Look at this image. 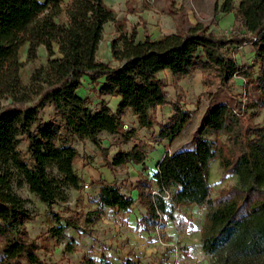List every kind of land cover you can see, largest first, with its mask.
Here are the masks:
<instances>
[{
	"label": "trees",
	"instance_id": "trees-1",
	"mask_svg": "<svg viewBox=\"0 0 264 264\" xmlns=\"http://www.w3.org/2000/svg\"><path fill=\"white\" fill-rule=\"evenodd\" d=\"M62 4L63 0H0L1 264H46L37 255V242L28 238L25 223L33 217L26 201L14 189L16 176L21 178L19 186L27 184L52 213L57 202L65 201L66 188L80 190L84 183L74 169L79 152L71 140H89L102 152L111 170L128 164L142 165L147 170L148 153L142 143L131 152L119 151L110 160L101 135L122 134L125 141L134 138V130H124L127 110L138 118L141 128L158 126V138L169 144L184 134L193 112L181 106L180 95L171 104L174 115L166 124L157 122L158 108L166 106L170 98L161 73L169 72L178 88L182 78L199 70L205 75V87L219 82L228 93L236 78L245 79L247 106L264 110V0H239L238 5L235 0H224L219 11L234 14L235 27L243 32L241 37L217 35L197 24L184 34L157 42L146 36L145 43L136 46L137 29L133 28L130 40L121 36L112 42L113 58L117 60V44L126 41L124 63L116 67L97 58L105 25L110 21L118 25L115 11L104 0H72L65 10ZM64 13L65 23L60 21ZM25 45L27 62L38 59L40 47L47 53V64L35 71L30 85L21 79L25 63L20 50ZM247 45L255 50L257 77L254 66H241L236 50H232ZM58 54L60 58H54ZM85 82L98 86L100 96L119 97L117 112L105 101L97 108L89 98L81 97L79 90ZM251 86L257 91L255 96L250 94ZM7 101L10 102L3 105ZM48 106L62 119L61 125L42 120L41 114ZM245 114L242 103L236 107L216 106L194 147L166 153L152 181L142 178L137 183L138 200L147 210L138 220L139 230L151 233L165 228L166 220L177 223L178 209L194 205L206 211L201 231V247L206 256L215 255L226 246L248 253L264 244V125L247 124ZM204 132L214 134L216 140L204 138ZM221 135L227 137L230 145L220 140ZM23 141L27 143L26 154L20 151ZM26 156H30L31 163ZM214 161L220 162L224 176L239 175L245 185L222 190L214 198L210 183ZM52 170L60 178L52 177ZM98 185L97 209L87 214L86 223L94 224L92 217H101L107 209L132 211L136 200L124 194L122 186L102 180ZM56 217L59 222L62 220ZM63 221L60 233L70 228L86 233L77 221ZM17 223L21 229L14 235L12 229ZM177 228L180 229L179 224ZM67 251L75 250L70 246ZM102 260L107 262L104 255ZM85 264L95 263L85 259ZM123 264L142 263L127 258Z\"/></svg>",
	"mask_w": 264,
	"mask_h": 264
},
{
	"label": "rangeland",
	"instance_id": "rangeland-1",
	"mask_svg": "<svg viewBox=\"0 0 264 264\" xmlns=\"http://www.w3.org/2000/svg\"><path fill=\"white\" fill-rule=\"evenodd\" d=\"M170 1L171 13L179 14L175 17L176 25L180 34H184L190 30L189 15L197 24H202L205 28L217 35H224L228 38L233 36L241 37L243 32L235 27V21L232 22L228 15L220 14V7L224 0H174ZM239 2V0H235ZM156 3L153 6H156ZM181 6L178 9L176 5ZM61 22H66L64 14L60 17ZM146 28V23L143 25ZM195 26V25H194ZM148 33V31H147ZM131 36L126 37L130 40ZM125 42L120 41L117 44L119 58L115 60V66L124 63ZM236 59L241 66H254L255 77L258 75L259 65L255 61V50L251 45L235 48ZM21 61L25 63L21 70V79L24 84L30 85L31 78L35 71L41 66L47 64V53L41 51L38 59L34 62H27V57L21 54ZM56 55L54 58H57ZM160 77L166 80L169 93V102L158 113V118L163 122L172 113L171 104L176 102L178 95L181 96V106L193 112V118L184 134L173 144L157 146L159 138L148 132V135H140L135 132V137L130 141H125L122 134L109 135L103 133L101 139L103 145L108 149L109 159L112 160L114 155L119 151H130L133 145L144 143L145 151L149 154L147 170L142 166L135 167L128 164L117 167L113 170L106 165L102 152L96 148L89 140L80 142L77 139L70 141V144L78 150L79 156L75 159L74 169L76 173L86 174V181L81 184V189L66 188L65 201H59L53 206L51 213L47 204L43 203L40 198L33 194L27 184L19 186L21 180L16 176L14 179V189L16 193L26 201V208L33 217L32 221L25 223L28 232V238L36 241L39 249L37 255L46 264H85V259H91L95 264H123L129 258L134 262L140 261L142 264H264V244L257 250L248 253H240L235 248L229 246L222 248L218 253L211 256H194L195 248L199 246L198 240L201 239V231L204 225L205 210H195L191 207L179 208L176 212L177 221L180 225L178 236L172 235L165 231V228H157L151 233L139 230L135 223L140 216H144L145 208L142 205H134L132 215L117 212V210L107 209L101 217L93 216L94 224L86 223L87 214L97 209L95 202L98 196L97 180L107 183L114 182L122 186L123 193L133 196V186L140 178H146L149 170H152L157 160L166 153H176L180 150L192 148L196 144L200 136L202 128L210 112L220 104H230L236 107L238 103H242L245 107V121L255 127L264 125V110L256 107H248L249 103L246 95L247 80L236 78L228 93L224 90L220 83L211 87L204 86L205 75L197 70L191 76L182 78L178 82V88L173 85V80L169 73H161ZM90 90V92H88ZM88 94L92 97L89 99L93 107L98 95V91L93 87L87 88L85 82L79 90V94ZM250 94L255 96L257 91L254 87H250ZM90 97V98H91ZM10 101L4 102L7 105ZM100 104V102H98ZM159 109V108H158ZM158 111V110H157ZM174 112V111H173ZM134 115V114H133ZM42 120L45 122H56L57 125L62 124V119L56 117L55 110L52 106H48L41 114ZM157 119V113H156ZM169 120V119H168ZM167 120V122H168ZM158 122V120H157ZM159 123V122H158ZM130 120L124 121V130L131 131ZM127 126V128H125ZM129 126V128H128ZM36 129V125L33 126ZM145 137L155 146L148 144L142 140ZM203 137L211 141L216 140V136L212 133L204 132ZM220 140L230 145L225 135L220 136ZM138 142V143H137ZM20 151L23 154L27 152V143L23 141L20 145ZM26 161L31 163L30 156H26ZM52 177L60 178L56 170L51 171ZM210 183L213 187V197H217L222 190L232 187H243L245 183L239 175L224 176L219 161H214L211 165ZM89 188L85 189V185ZM175 191V190H174ZM167 201L168 197H167ZM137 202H139L137 200ZM62 219L60 222L56 216ZM97 218V219H95ZM75 220L86 233L80 234L76 230L70 228L60 233L59 227L64 226L63 220ZM163 220L166 216L163 215ZM176 224V225H177ZM166 225H171L166 220ZM20 223L13 226V234L20 231ZM4 246V242L0 241V249ZM72 246L74 252H68L67 248ZM103 255L106 261H103ZM190 260V261H189ZM194 260V262H191ZM1 264V257H0Z\"/></svg>",
	"mask_w": 264,
	"mask_h": 264
},
{
	"label": "crops",
	"instance_id": "crops-1",
	"mask_svg": "<svg viewBox=\"0 0 264 264\" xmlns=\"http://www.w3.org/2000/svg\"><path fill=\"white\" fill-rule=\"evenodd\" d=\"M174 1L179 3V0H174ZM71 2H72V0H63V4H62L63 9L65 10L66 7ZM235 2L237 5L239 4V2H237V1H235ZM104 3L108 8L115 11L116 22L118 23V25L113 21H110L105 25L104 36H103L102 42L99 45V49L97 52V58H98V60H100L102 62L111 63L113 67H116V66H115V59L113 58V53H112V42L117 40L121 36L122 37L131 36L133 28L137 29V34L134 37V45H136V46L144 44L146 41V36H150L153 42H157V41H161L163 38H165L167 36H173V35L180 34V32L178 31V26L176 25V21H175V17H177V15H179V14H177L179 12L175 13V11H174V13L173 12L171 13V10H169L170 9V1L169 0H157L156 6L148 5L143 0H104ZM176 7L178 9H181V6H178V4L176 5ZM220 14L222 16L228 15L229 17H231L232 22L235 21L234 14H232V13L231 14H224V13L220 12ZM64 16H65V19L67 22V16L65 13H64ZM189 22H190V24H189L190 28L192 26L196 25L195 20L190 15H189ZM144 23H146L147 29H145V27L143 26ZM147 31H148V33H147ZM41 51H46V50L44 47H40L39 48V55H40ZM56 51H57V48H56ZM27 52H28V45H25L21 48L20 53L21 54L23 53V55L27 57ZM57 58H60L59 54H58ZM163 73H165V72H163ZM166 73H169V72L166 71ZM93 87L98 91V95H99V87L96 85H90L89 82H87V88L93 89ZM88 92H90V90ZM81 95L83 98L92 99V97L90 95H88V94L85 95V91H84V95L83 94H81ZM96 100H97L96 102H94V100H93V103L95 104L94 106H97V108H99L101 106L102 101H105L107 103V106L115 113L117 112L120 101H121V99L119 97H111V96H100ZM98 102H100V104H98ZM164 107H162V108H164ZM162 108H159L157 111V120L160 124H166L167 120L174 115V112L172 110V113L169 114L167 119L164 120L163 122H161V120L158 118V113H160ZM127 119H129L130 123H131L130 128L128 126V128L130 130H134L136 133H138L142 136L148 135L147 134L148 132H151L152 134H154L157 137L159 136L160 128L158 126H154L152 129L141 128L139 125L138 118L133 115L131 110L126 111L125 116L123 117V122L126 121ZM142 136H140L142 140L146 141L150 145L155 146L153 143H151L145 137H142ZM159 141L160 142L157 143V146H164V145L168 144V142L165 140L159 139ZM143 145H145V144L143 143ZM134 147H135V144L133 145V148L127 152H131L134 149ZM124 152H126V151H124ZM164 156H162L159 160L156 161L155 166L152 170L148 171V173L146 174V176H147L146 178L148 180L152 181L153 175L157 170L158 164L162 161ZM148 157H149V154H148ZM147 160H148V158H147ZM146 161H145V164L148 165V163ZM74 165H75V163H74ZM134 166L138 167V166H142V165H134ZM142 168H143V166H142ZM85 175L86 174H83V175L79 174V176L84 181H86ZM140 180H142V178H140L135 183V185L133 186V189H134L133 194L134 195L131 196L132 198H134L136 200V203H135L136 206L140 203V201L138 200V191L136 190V185ZM99 181H101L100 178L97 180V182H99ZM110 183H114V182H110ZM153 186L155 187L154 182H153ZM99 189H100V186H99ZM99 189H98V194H99ZM97 198H98V196H97ZM137 200L139 202H137ZM139 205H141V204H139ZM189 207H191L192 209H195V210H202V209H200L194 205L189 206ZM180 208H183V207H180ZM144 211L145 212H143V215H146L147 210L145 209ZM121 213H123V212H121ZM131 213H132V211L130 213H125V214L132 215ZM141 217L142 216H140L138 218V220L141 219ZM175 217L177 219L176 213H175ZM138 220H136V223H135L136 227H137ZM203 221H204V219H203ZM168 222H170L171 225H169V226L166 225L165 231H167V233H169V234L178 236V233H179L178 230L179 229L177 228L176 224L179 222L178 221H177V223H174L172 221H168ZM198 242H199V246L195 248L194 256H197V257H201L202 255L205 256V254L202 250V247H201V239H199ZM191 262H194V260H191Z\"/></svg>",
	"mask_w": 264,
	"mask_h": 264
},
{
	"label": "built area",
	"instance_id": "built-area-1",
	"mask_svg": "<svg viewBox=\"0 0 264 264\" xmlns=\"http://www.w3.org/2000/svg\"><path fill=\"white\" fill-rule=\"evenodd\" d=\"M143 1L146 2L148 5H151V6H153L156 3V0H143ZM125 128H127V126H125ZM84 187H85V189L89 188V186L87 184Z\"/></svg>",
	"mask_w": 264,
	"mask_h": 264
}]
</instances>
